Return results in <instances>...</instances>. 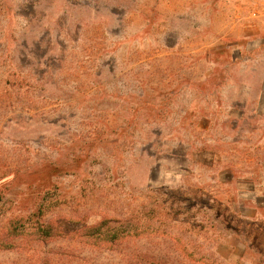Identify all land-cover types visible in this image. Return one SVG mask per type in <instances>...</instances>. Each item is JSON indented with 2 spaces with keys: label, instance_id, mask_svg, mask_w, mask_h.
<instances>
[{
  "label": "rangeland",
  "instance_id": "obj_1",
  "mask_svg": "<svg viewBox=\"0 0 264 264\" xmlns=\"http://www.w3.org/2000/svg\"><path fill=\"white\" fill-rule=\"evenodd\" d=\"M15 171L0 229L57 239L0 264H264V0H0Z\"/></svg>",
  "mask_w": 264,
  "mask_h": 264
},
{
  "label": "trees",
  "instance_id": "obj_2",
  "mask_svg": "<svg viewBox=\"0 0 264 264\" xmlns=\"http://www.w3.org/2000/svg\"><path fill=\"white\" fill-rule=\"evenodd\" d=\"M51 170V169H50ZM54 172L58 171L57 169H53ZM54 173H47L45 174V178H49L51 181V177ZM12 176V177H11ZM18 177V172H9L6 175V180L4 183L0 184V205L5 202L6 196L8 192L11 190L12 185L14 184V179ZM11 178V179H7ZM49 180L45 179V183H49ZM44 192V191H42ZM45 204L38 205L36 209H34L30 214L28 219L30 218V224L29 226H26L25 224H22V220L16 218L14 221H11L10 225L2 226L0 231L2 234H0V252L1 251H13L17 248L22 247L23 244L26 243H33V244H47L51 242L55 236L53 235V228L50 224V221L46 219L47 213L43 211L44 208H46ZM35 218L33 222L31 220ZM90 229H88L87 232H89ZM86 243H89L91 245H104L107 242H110L111 244H116L118 239V233H116V230L108 231L105 233H96V234H85ZM57 239L54 238L53 241ZM192 257V254L186 255L185 258L190 261ZM204 262L206 264L210 261V257L206 256L203 257Z\"/></svg>",
  "mask_w": 264,
  "mask_h": 264
}]
</instances>
